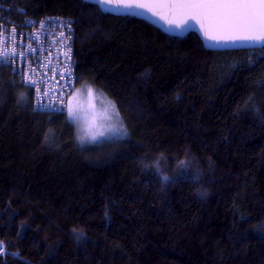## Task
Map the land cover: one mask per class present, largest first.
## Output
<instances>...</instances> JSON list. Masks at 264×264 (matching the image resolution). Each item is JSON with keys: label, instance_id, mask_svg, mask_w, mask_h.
I'll use <instances>...</instances> for the list:
<instances>
[{"label": "trees", "instance_id": "trees-1", "mask_svg": "<svg viewBox=\"0 0 264 264\" xmlns=\"http://www.w3.org/2000/svg\"><path fill=\"white\" fill-rule=\"evenodd\" d=\"M0 3L72 17L75 90L127 129L82 144L0 64V264H264L260 47L210 50L81 0Z\"/></svg>", "mask_w": 264, "mask_h": 264}, {"label": "snow or ice", "instance_id": "snow-or-ice-1", "mask_svg": "<svg viewBox=\"0 0 264 264\" xmlns=\"http://www.w3.org/2000/svg\"><path fill=\"white\" fill-rule=\"evenodd\" d=\"M99 9L111 12L120 9L134 8H167L172 10L173 18L161 15L160 19L165 20L170 26L182 30H191L196 24L207 41H214L219 44L240 42L242 44L259 45L260 51L264 52V0H172L171 3L159 5H145L136 0H93ZM135 15L136 13H129ZM153 12V15H156ZM190 21L194 23H189ZM211 46V45H208ZM9 55L7 52H0V58ZM11 55H15L12 53ZM92 90L89 89L91 96ZM112 116H105V119L115 121L105 126L103 123L96 124L93 121L85 131V135L80 137L81 143L85 136L92 143H101L104 140H118L125 136L122 122L115 112V105ZM67 114L70 121L77 119L71 102L67 104ZM169 178L164 177L167 181Z\"/></svg>", "mask_w": 264, "mask_h": 264}, {"label": "bare ground", "instance_id": "bare-ground-1", "mask_svg": "<svg viewBox=\"0 0 264 264\" xmlns=\"http://www.w3.org/2000/svg\"><path fill=\"white\" fill-rule=\"evenodd\" d=\"M18 13L24 14L20 9L17 10ZM28 16L22 15L19 19L13 17L10 15V12L8 8H6L3 4L0 3V29L5 28L6 26H9L5 31L0 30V52H7L9 55H6L3 58H0V64L10 65L16 72L17 76L19 77L20 81L23 82L26 86L31 88L33 90V101L34 106L37 110L46 112V113H65L67 110V104L69 102V99L76 88V82H77V74L74 79V85L71 89H66L60 92L58 95L60 97L55 98L53 93H56L54 90V86L56 84H63V79H59L58 82L53 83L52 77H46L41 75L42 79H36L35 76L37 75L34 71L36 68L33 66H26L24 70H18L17 60H14L15 56L11 55L12 53H15V55L19 57H27V58H43L45 60V63H40L38 67L42 68L45 72L49 73L50 75H54L55 70L58 71L61 74H64L62 71H59L57 69L58 64L56 62L57 55L60 52L61 53V47L63 44V39H53L49 41L48 39H34V42L30 41V34L31 30L33 29H43L47 31H54L55 29L62 32H69L74 35V39H72V47L67 55H65V62L70 68H77V61L75 57V50H74V40H75V24L72 17L68 16H62L58 23H55L53 18H56L55 15H47L42 16L39 18L32 17L39 21L42 18H50L47 20L45 25H41L39 22H34L33 20L28 21L26 19ZM30 17V16H29ZM68 19L67 22L64 20ZM189 35V34H188ZM23 37L24 39H21ZM185 37V36H184ZM24 47L25 52L19 51V48ZM41 59L37 58L35 62H39ZM58 60V59H57ZM25 71V73H24ZM33 72V73H31ZM67 81H70L69 78L66 76ZM73 85V83H70ZM31 86H40L36 92ZM42 90V97H44L46 100L54 98L56 99L53 104L54 106H51L47 109L38 108L37 105L39 103L37 94ZM58 102H61L59 104H56Z\"/></svg>", "mask_w": 264, "mask_h": 264}, {"label": "built area", "instance_id": "built-area-1", "mask_svg": "<svg viewBox=\"0 0 264 264\" xmlns=\"http://www.w3.org/2000/svg\"><path fill=\"white\" fill-rule=\"evenodd\" d=\"M62 16H57L56 18H53L52 20H54L55 23H58V21L60 20ZM26 19H28V21L26 22H30V20H33L34 22H39L41 25H45V23L47 22V20H49L50 18H42L40 19L39 21H37L36 19L32 18V17H27ZM65 22L68 21V19H65L64 20ZM9 26H6L5 28H2L0 30L2 31H5ZM21 39H24L23 37H21ZM30 41L31 42H34V39H48L49 41L53 40V39H63V44H62V47H61V53L59 52L58 55H57V58L56 59V62L58 64V67L57 69L59 71H62L64 74H61L59 73L58 71L55 70V73L54 75H50L49 73L45 72L42 68L38 67V65L40 63H45V60L43 58H40V57H37L39 59H41L39 62H35V60L37 58H25V57H19L17 55H14L15 58L14 60H17L20 62H18V65H17V68L18 70H24V68L26 66H33L35 69V73L37 74L35 76L36 79H42L41 78V75L43 76H46V77H52V82L53 83H56L58 82L59 79H63L64 83L63 84H56L54 86V90L56 93H53L55 98H58L60 97V95H58L60 92H62L63 90H66L67 88L68 89H71L74 85V79L76 77V72H77V68H70L68 67V65L66 64L65 62V55H67L68 53H70L71 51H69L72 47V39H74V35L69 33V32H60L59 30L55 29L54 31L50 32V31H47L45 30V28L43 29H33L31 30V34H30ZM19 51L21 52H25V48L24 47H21L19 48ZM58 59V60H57ZM25 73V71H24ZM33 73V72H31ZM66 76L69 78L70 81H67L66 79ZM70 83H73L70 84ZM34 91L36 92V90L40 87V86H31ZM37 98H38V105L37 107L38 108H42V109H47L51 106H54L55 104H53V102L56 101L53 100L54 98H51V99H45L44 97H42V90L40 92H38L37 94ZM61 102H58L56 104H59Z\"/></svg>", "mask_w": 264, "mask_h": 264}, {"label": "water", "instance_id": "water-1", "mask_svg": "<svg viewBox=\"0 0 264 264\" xmlns=\"http://www.w3.org/2000/svg\"><path fill=\"white\" fill-rule=\"evenodd\" d=\"M89 4L96 5L93 0H81ZM136 2L145 4V5H159V4H166L171 3L172 0H136ZM106 12V11H105ZM153 12H156V15H153ZM108 13H113L116 15H124V16H133L140 20L146 21L147 23L153 25L154 27L160 29L162 32L169 34L171 36H179L184 37L190 33H195L199 36L203 45L210 50H232V49H242V48H257L260 47L259 45H249V44H242L237 42L235 44L231 42H224L223 40L216 44L214 41H207L203 37V33L199 30L200 26L196 24L193 29L191 30H182L176 28L174 25L170 26L165 20L160 19L161 15L168 17L169 19L173 18L172 10L167 8H158L153 7L151 10L149 8H134L131 10L128 9H120L118 11H111ZM129 13H136L135 15ZM189 23H194L190 21ZM211 45V46H208Z\"/></svg>", "mask_w": 264, "mask_h": 264}, {"label": "rangeland", "instance_id": "rangeland-1", "mask_svg": "<svg viewBox=\"0 0 264 264\" xmlns=\"http://www.w3.org/2000/svg\"><path fill=\"white\" fill-rule=\"evenodd\" d=\"M89 89L92 90V95H89ZM70 102L73 106L74 112L76 113L77 119L72 121L75 125L78 140L81 142L80 137L85 135L86 129L89 125L95 121L96 124L103 123L105 126L111 125L115 121V117L112 120L105 119V116H112L113 109L111 105H115L114 102L105 95L98 94L91 87H79L77 88L71 98ZM115 112L118 110L115 105ZM118 119L122 122V126L125 130V135L127 134V129L124 122L118 113ZM88 138L85 136V140L82 144H91Z\"/></svg>", "mask_w": 264, "mask_h": 264}, {"label": "clouds", "instance_id": "clouds-1", "mask_svg": "<svg viewBox=\"0 0 264 264\" xmlns=\"http://www.w3.org/2000/svg\"><path fill=\"white\" fill-rule=\"evenodd\" d=\"M207 194H209L207 191L201 193V195H207Z\"/></svg>", "mask_w": 264, "mask_h": 264}]
</instances>
